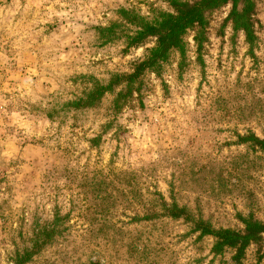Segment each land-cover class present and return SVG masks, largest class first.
<instances>
[{"label": "rangeland", "instance_id": "obj_1", "mask_svg": "<svg viewBox=\"0 0 264 264\" xmlns=\"http://www.w3.org/2000/svg\"><path fill=\"white\" fill-rule=\"evenodd\" d=\"M195 1L0 0V264H264V234L215 253L183 220L151 218L163 199L215 230L264 225V0L252 49L230 5L206 12L200 61L187 30L183 55L114 109L156 42L128 46L121 10L152 22ZM97 85L112 89L75 109Z\"/></svg>", "mask_w": 264, "mask_h": 264}, {"label": "trees", "instance_id": "obj_2", "mask_svg": "<svg viewBox=\"0 0 264 264\" xmlns=\"http://www.w3.org/2000/svg\"><path fill=\"white\" fill-rule=\"evenodd\" d=\"M225 5H230V12L228 14V21L232 25L233 31H242L250 49L254 46V25L252 21V12L254 9V0H197L190 3L179 4L180 9L175 15L163 14L154 21H146L140 16H136L131 11L121 10V18L127 22L128 25L134 26L135 30L132 34L127 36L126 42L128 46L138 45L147 37H155V46L151 48L144 59L134 65L132 73L125 76L128 80L126 87L120 89L115 94L114 109L120 108V102L124 103L127 98L131 97L133 91L140 93V82L145 72L159 74L162 64L167 60L168 52L172 49L177 50L180 55H183L184 42L182 36L187 30L194 32L193 41L196 46L198 54V61H200V52L205 42V30L207 26L206 12L215 10ZM107 41H110L113 35V26L99 29ZM121 79L122 76L115 75L112 80ZM137 83V84H136ZM137 88L134 90V86ZM111 85L97 87L91 91L88 98L78 100L73 103V107L89 108L93 105L96 96L99 95L101 89L110 91ZM99 92V93H98ZM91 144L97 143V138L89 141ZM160 213H153L151 218L165 217L172 220H183L191 225L194 231L200 232V237L212 236L215 238L213 252L218 253L219 249L226 246L237 248L236 252L241 251L245 246L251 242L260 239V235L264 234V225L251 219H244V231L236 232L229 229L212 228L209 222L194 217L188 212L186 207H180L175 201L167 204L163 199L159 202ZM56 224L50 229H42L35 234L31 250L23 253V258L28 259L30 256L40 251L41 247L47 244L49 237L57 233Z\"/></svg>", "mask_w": 264, "mask_h": 264}]
</instances>
